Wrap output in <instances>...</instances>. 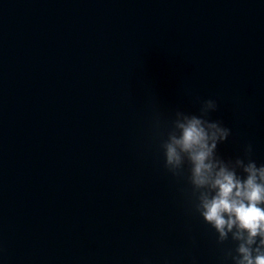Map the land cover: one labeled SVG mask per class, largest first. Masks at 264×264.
<instances>
[{
	"label": "clouds",
	"instance_id": "1",
	"mask_svg": "<svg viewBox=\"0 0 264 264\" xmlns=\"http://www.w3.org/2000/svg\"><path fill=\"white\" fill-rule=\"evenodd\" d=\"M198 114L179 107L165 118L157 114L153 128L164 169L188 186L190 211L216 233L225 264H264V164L253 159V145L225 159L218 153L231 129L211 119L215 99H199Z\"/></svg>",
	"mask_w": 264,
	"mask_h": 264
}]
</instances>
